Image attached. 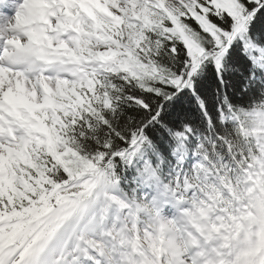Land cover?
Instances as JSON below:
<instances>
[{"label": "snow or ice", "instance_id": "snow-or-ice-1", "mask_svg": "<svg viewBox=\"0 0 264 264\" xmlns=\"http://www.w3.org/2000/svg\"><path fill=\"white\" fill-rule=\"evenodd\" d=\"M0 264H264V0H0Z\"/></svg>", "mask_w": 264, "mask_h": 264}]
</instances>
